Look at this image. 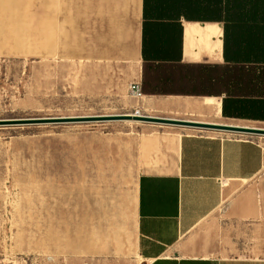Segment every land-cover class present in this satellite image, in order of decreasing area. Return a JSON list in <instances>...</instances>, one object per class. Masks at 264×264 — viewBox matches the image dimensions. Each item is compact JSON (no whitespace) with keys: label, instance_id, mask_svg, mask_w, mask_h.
I'll return each mask as SVG.
<instances>
[{"label":"crops","instance_id":"crops-1","mask_svg":"<svg viewBox=\"0 0 264 264\" xmlns=\"http://www.w3.org/2000/svg\"><path fill=\"white\" fill-rule=\"evenodd\" d=\"M41 1L44 22L51 5ZM251 5L249 25L236 22L241 0H201L207 20L143 25L144 0H57V37L80 48L75 61L130 59L137 71L143 63L136 85L142 97L155 99L154 108L183 116L170 119L264 128V0ZM144 27L155 60L142 57ZM146 65L169 66L168 73L156 72L167 90H145ZM144 124L131 139L126 133L136 163L140 264H264L262 142Z\"/></svg>","mask_w":264,"mask_h":264},{"label":"rangeland","instance_id":"rangeland-1","mask_svg":"<svg viewBox=\"0 0 264 264\" xmlns=\"http://www.w3.org/2000/svg\"><path fill=\"white\" fill-rule=\"evenodd\" d=\"M41 3L0 0V120L183 117L132 94L143 63L137 71L130 59L73 60L80 48L57 37V0H49L44 22ZM145 71L146 91L168 89L156 80L168 65H146ZM142 125L0 126V264H140L134 251L136 163L126 133L131 139ZM244 137L264 145V136Z\"/></svg>","mask_w":264,"mask_h":264},{"label":"trees","instance_id":"trees-1","mask_svg":"<svg viewBox=\"0 0 264 264\" xmlns=\"http://www.w3.org/2000/svg\"><path fill=\"white\" fill-rule=\"evenodd\" d=\"M252 0H241V11L236 19L240 25H249L255 22L252 15L255 8L251 5ZM254 8L253 10H251ZM252 13V14H251ZM181 18L187 20H207L209 17L201 10V0H144L143 25H177ZM153 50L145 37V27L142 41V57L144 61L155 60V56H149ZM151 58V59H149ZM225 59L230 60L227 46H225Z\"/></svg>","mask_w":264,"mask_h":264},{"label":"water","instance_id":"water-1","mask_svg":"<svg viewBox=\"0 0 264 264\" xmlns=\"http://www.w3.org/2000/svg\"><path fill=\"white\" fill-rule=\"evenodd\" d=\"M107 121H135L141 123H152L160 125H173L180 127H192L197 129L214 130L243 135L264 136V128H250L223 124H206L186 120L170 118H160L140 115H112V116H92V117H68V118H27L0 120V126L17 125H41L74 122H107Z\"/></svg>","mask_w":264,"mask_h":264},{"label":"built area","instance_id":"built-area-1","mask_svg":"<svg viewBox=\"0 0 264 264\" xmlns=\"http://www.w3.org/2000/svg\"><path fill=\"white\" fill-rule=\"evenodd\" d=\"M131 92L137 98L142 97V91H141L140 87L136 84L131 85Z\"/></svg>","mask_w":264,"mask_h":264},{"label":"bare ground","instance_id":"bare-ground-1","mask_svg":"<svg viewBox=\"0 0 264 264\" xmlns=\"http://www.w3.org/2000/svg\"><path fill=\"white\" fill-rule=\"evenodd\" d=\"M136 52V51H135ZM136 57V56H135ZM136 60V59H135Z\"/></svg>","mask_w":264,"mask_h":264}]
</instances>
